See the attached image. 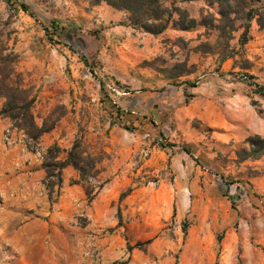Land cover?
Returning <instances> with one entry per match:
<instances>
[{
	"label": "rangeland",
	"instance_id": "374dc122",
	"mask_svg": "<svg viewBox=\"0 0 264 264\" xmlns=\"http://www.w3.org/2000/svg\"><path fill=\"white\" fill-rule=\"evenodd\" d=\"M171 1L213 23L152 34L103 1L0 0V38L18 53L35 120L55 122L38 142L12 126L2 134L32 156L31 187L47 194L49 238L16 237L2 192L21 186V170L0 159V264H36L47 249L56 264H87L84 256L90 264H264V195L249 184L245 202L230 192L255 172L237 154L248 144L217 143L204 121L216 107L235 127L249 104L264 111L263 46L239 44L240 17L233 31L215 29L216 3ZM242 124L241 134L264 137L251 116ZM76 138L101 157L100 171L72 184L78 172L64 168L49 197L47 147L58 144L62 158ZM85 186L98 190L90 201Z\"/></svg>",
	"mask_w": 264,
	"mask_h": 264
},
{
	"label": "trees",
	"instance_id": "16d2710c",
	"mask_svg": "<svg viewBox=\"0 0 264 264\" xmlns=\"http://www.w3.org/2000/svg\"><path fill=\"white\" fill-rule=\"evenodd\" d=\"M97 1H103L115 9L125 11L128 14V23L152 34H159L167 28L190 30L198 24L207 26L213 23V20L206 18H203L200 22L197 21L189 16L185 8H182L174 1H171L170 4H167L168 0ZM207 1L216 3L218 6L219 17L217 18V23L213 25L221 33L226 31V26H229L231 31L236 29L234 27L235 18L244 19L245 24L238 38L240 45H244L251 38L249 28L252 21L256 22L259 28H264V0ZM19 5L24 11H28V6L25 3L20 1ZM240 13H242L241 16L239 15ZM82 57L84 58V56ZM226 57L227 55L222 57L221 60ZM84 61L86 63L87 59L84 58ZM18 62V53L8 46L5 39L0 38V98L3 99L0 106V117L8 118L13 128L22 131L33 142H38L42 134L53 128L55 122H49L50 117L47 116L43 118L40 125L37 124L33 111L35 96L31 88L24 82V77L18 70ZM186 83L191 87L196 86L195 82ZM258 87L263 90L261 95L264 96V85L258 84ZM189 95L186 96L188 97ZM125 127L129 129L128 126ZM245 141L248 144V148H242L238 151L237 154L240 160H255L264 154V137L253 134L248 136ZM61 151L62 148L54 143L47 147L43 156L42 165L46 172L45 185L49 197H52L54 187L59 188L61 186V173L66 166H71L78 172L79 178L72 180V184L83 181L86 177H95L100 171L97 165L101 161V157L87 152L81 139H74L62 158L59 157ZM129 189L123 191L120 197L127 195ZM84 190L89 201L98 191H93L88 186H85ZM185 229V224H183V230ZM126 263V260L120 262V264Z\"/></svg>",
	"mask_w": 264,
	"mask_h": 264
},
{
	"label": "crops",
	"instance_id": "0c3cea01",
	"mask_svg": "<svg viewBox=\"0 0 264 264\" xmlns=\"http://www.w3.org/2000/svg\"><path fill=\"white\" fill-rule=\"evenodd\" d=\"M263 34L264 28H259L256 25V22L252 21L249 28V35L251 38L247 41V43L253 42L256 46H263L264 49ZM2 102L3 99L0 98V106L2 105ZM244 106L245 102L242 107ZM249 106L248 110L247 108L244 109L247 113V119L251 116L256 127L264 131V111L259 112V110L251 104H249ZM238 111L240 112L239 109L234 112L239 113ZM238 118L239 119L236 121L238 126L235 127V125L231 124V122L224 118L223 109L216 107L215 119L206 118L204 121L208 127L212 128V135L216 138L217 143L222 145L231 143L235 145L246 142L245 139L248 137L246 134H249H241L239 132L238 127L243 126L242 122H245L247 119L243 121L242 114L239 115ZM9 126H11L10 120L5 117H0V159H8V162L6 163L11 164L12 166L16 163L21 171L17 174L15 173V177L18 181L23 182L21 186H18L17 184L16 186L18 187H15L14 189L11 188L7 192H2L5 200L4 203L9 206L11 211L14 212L12 215L13 220L9 222V225L15 229V235L18 239L24 238L28 242H32L35 239L46 242L47 238H49V224L47 220L41 219V216L48 212L47 194L44 191H40V189L36 187H31L33 172L30 171L32 156L29 152L25 151L23 145L19 141L17 142L14 140L8 145L3 142L2 134L5 128ZM244 163L250 165L253 171H255L253 175L251 173V175L246 176L249 183H245V185H250L256 192L264 195V154L258 159L251 161L247 160L244 161ZM65 168L69 172L74 169L73 167L71 168V166H67ZM208 180L209 181L207 182L206 187L207 190L211 192L210 190L214 188V182L210 180V178H208ZM219 183L221 182H218L216 179L215 185L220 188L221 184L219 185ZM215 191L217 192V189ZM232 191H234L233 188L230 192ZM36 225L39 227L38 230L34 229L36 228ZM54 247V243L52 242V249H54ZM45 248L46 246L44 249ZM47 250L46 252L41 251L39 253L40 260L39 263L36 264H56V261L51 262V259L56 260L55 250H52L51 252H48ZM82 259L86 260L87 264L91 263L88 256H84ZM78 264L86 263L79 262Z\"/></svg>",
	"mask_w": 264,
	"mask_h": 264
},
{
	"label": "built area",
	"instance_id": "2783aa9c",
	"mask_svg": "<svg viewBox=\"0 0 264 264\" xmlns=\"http://www.w3.org/2000/svg\"><path fill=\"white\" fill-rule=\"evenodd\" d=\"M244 77H246V75H244ZM6 132H9V130L7 129ZM5 138H7V135H5ZM8 139V138H7ZM239 189V192H235L233 191L232 194L234 195L235 197V201H241V202H245L246 200V193H247V186L245 184H240L238 186Z\"/></svg>",
	"mask_w": 264,
	"mask_h": 264
}]
</instances>
